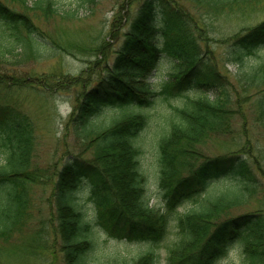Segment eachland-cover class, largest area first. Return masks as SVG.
<instances>
[{
	"label": "trees",
	"instance_id": "obj_1",
	"mask_svg": "<svg viewBox=\"0 0 264 264\" xmlns=\"http://www.w3.org/2000/svg\"><path fill=\"white\" fill-rule=\"evenodd\" d=\"M187 1L225 18L248 17L261 4V0ZM19 4L21 9L16 10L0 0V65L11 64L18 51L39 52L46 41L34 18L56 10L53 0ZM136 11L126 18L128 30L110 67L84 90L69 116L72 134L84 144L89 158L72 156L59 171L36 165L33 122L1 99L0 241L30 227L43 241L47 230H53V236H59L61 264H161L156 249L172 236L164 245V264H219L231 252L238 264H264V209L231 215L260 186L256 162L251 164L243 151L209 158L197 149L212 134L228 133L233 114L230 86L210 56L205 27L174 0H141ZM225 41L224 57L243 66L264 49V19ZM161 59L170 63L169 81L155 91L148 80ZM244 70L246 84L264 83L263 63L252 62ZM0 86L11 89L4 75ZM194 88L203 96L185 94ZM214 90L216 97L209 101L207 94ZM262 90L256 104L257 121L264 130ZM162 96L182 101L167 103L168 118L157 135L155 168L163 207L155 209L144 187L143 136L153 119L149 110ZM50 183L48 216L52 222L55 212L56 228L50 227L47 217L33 225L31 213L33 187ZM80 196L91 205V217L82 210ZM99 227L109 238L147 247L133 256L104 249Z\"/></svg>",
	"mask_w": 264,
	"mask_h": 264
},
{
	"label": "rangeland",
	"instance_id": "obj_2",
	"mask_svg": "<svg viewBox=\"0 0 264 264\" xmlns=\"http://www.w3.org/2000/svg\"><path fill=\"white\" fill-rule=\"evenodd\" d=\"M20 1L6 0L7 5L16 10L21 9ZM22 1L26 5H31L36 0ZM53 1L56 10L48 9L45 17L34 18V24L39 29L37 31L46 41L37 48L39 52L32 48L27 49L25 53L18 51L11 64L0 65V76L4 75V82H8L11 86L9 90L0 86V100L5 98L22 110L33 122L35 164L41 168L59 171L72 156L90 157V153L83 150L84 144L72 134L69 116L84 90L101 78L110 67L114 53L123 42L122 36L128 30V25H125L126 18L137 14L136 9L141 0ZM174 1L205 27L206 42L212 51L210 56L213 57L217 70L230 86L228 90L233 114L229 132L212 134L205 142L198 145L197 149L209 158L239 151L246 152L250 163L256 162L253 166L261 187L259 186L243 206L233 209L231 215L264 209V130L257 121L256 104L263 95L264 83L246 84L242 80L243 77L245 78L243 76L245 67L252 66V62L264 64V49L258 51L254 59L248 58L243 66L229 62L224 57L225 40L234 34H242L264 19V0H261L260 8L256 12L248 17L239 18H225L218 13H208L187 0ZM114 18L117 19L115 26L112 25ZM117 33L119 39L116 40ZM169 73V61L161 59L154 74L148 80L150 88L161 91L163 82L169 81ZM80 78L82 79L79 82ZM42 80L44 84L49 85L48 88L42 84ZM43 87L45 89L41 91ZM185 94L190 98L203 96V92L195 88ZM216 94V90L209 92L208 100H214ZM181 101V97L164 100L162 96V99L149 110L153 119L143 136L144 187L148 203L155 209L163 207V192L156 178L154 148L168 118L167 103L179 105ZM51 187L52 183L46 187L43 184L33 187L34 203L31 210L34 216L33 225H36L42 217H47L50 227L54 225L56 228L55 212L53 211L52 222L48 216L50 209L47 198L51 194ZM79 199L83 201L82 210L91 217L92 207L87 202V198L80 196ZM37 234L36 230L33 231L30 227L23 234L16 235L9 241H0V264H61L62 254L58 234L55 238L53 230H47L43 241L37 240ZM98 234L102 240V248L121 255L133 256L147 247V245L109 238L101 227L98 229ZM171 239L172 236H169L168 240ZM168 240L162 242L156 249L161 264H164V245ZM238 263V258L232 252L219 262V264Z\"/></svg>",
	"mask_w": 264,
	"mask_h": 264
}]
</instances>
